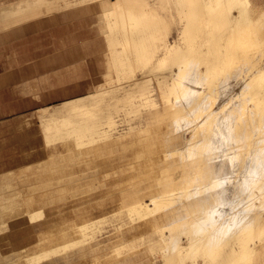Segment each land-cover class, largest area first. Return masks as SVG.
Returning <instances> with one entry per match:
<instances>
[{"label": "rangeland", "instance_id": "rangeland-1", "mask_svg": "<svg viewBox=\"0 0 264 264\" xmlns=\"http://www.w3.org/2000/svg\"><path fill=\"white\" fill-rule=\"evenodd\" d=\"M26 1L0 0V27L38 15L29 13L30 8L26 14L16 10ZM36 3L40 13L59 12L77 26L80 20L90 22L101 54L93 55L94 76L85 92L65 102L55 99V105L38 110L4 112L0 118V264H156L167 250L176 254L179 246L190 252L182 258L191 264L200 245L228 251L236 242L242 249L241 231L249 230L245 236L251 244L260 242V234L255 236L250 228L264 219V126L256 128L247 121L243 128L237 123L238 118H250L242 107L254 106L250 80L264 73V47L256 56L242 54L213 90L214 76L205 60L190 59L177 81L169 78L184 112L167 126L149 114L152 99L161 102V62L157 60L155 68L141 67L132 50L122 61H114L107 15L111 0ZM261 28L264 32V24ZM175 29L172 41L178 36ZM123 67L132 68L137 77L120 78L123 69L118 68ZM143 89L149 92L142 94ZM141 129L145 139L139 135ZM180 132L184 141H179ZM249 135L258 142L251 150L241 142ZM154 140L166 146L165 157L155 158L139 147ZM196 157L203 167H195ZM172 158L182 166L170 169ZM158 177L165 180L166 198L149 205L152 212L133 219L127 205L136 200V189L152 180L158 188ZM172 177L176 179L169 181ZM73 241L79 242L72 245ZM54 248L60 250L38 258ZM204 258L198 256L200 262Z\"/></svg>", "mask_w": 264, "mask_h": 264}, {"label": "bare ground", "instance_id": "bare-ground-1", "mask_svg": "<svg viewBox=\"0 0 264 264\" xmlns=\"http://www.w3.org/2000/svg\"><path fill=\"white\" fill-rule=\"evenodd\" d=\"M111 2L112 7L108 10L107 15L109 16V30H111V32L109 33V38L112 41L111 50L115 57L114 61H122L124 55L129 50H132L139 57V61L141 60V67L152 66V68H155V66L157 65L156 61L159 60L161 62V65L158 66L164 68L163 75L159 78V95L161 97V102L159 103L158 100L152 99L151 103L153 107L149 109V114H155V117L159 118V120H162V122L164 121V124H166L167 126H171L174 117H181V113L184 112L182 99L178 96L176 99L173 97V94H179V91L174 90L171 84H169V82H172V80L169 81V78L173 76L172 78L174 82L177 81V78H179L181 73L184 71L185 64L187 65L189 64V62L191 63L190 59L199 57L201 61L203 59L205 60L203 64L206 63L208 65L207 69L209 74L211 76H214V78H211L210 83V87L213 90V85L217 84L219 78H221V76L223 77L228 70H232L237 66L236 63L240 62L239 60H241L242 54L243 56L244 54L247 56H256L257 54L259 55L261 53V50L264 47V38H259L258 33L252 31L253 28L250 27V25L247 23V19H249V16L247 14L248 8L246 7V5L245 7H242L240 9L241 15L237 19V21H234V16L231 14V12L233 6H235L236 3L238 4L239 2H241V0H228L227 2H225L224 0H111ZM173 29L178 30V36L175 37V39L172 41L170 39V36L173 32ZM255 35L257 36V38H255ZM117 43L120 45H117ZM169 64L170 67L166 68L165 66H169ZM138 67H140V65H138ZM178 68L179 70H177ZM166 69H169V71ZM118 70H122L120 78L137 77L135 71L132 68L123 67L118 68ZM174 71H176L177 75H172ZM252 84L253 86H258L259 89H264V78H254ZM181 88L180 94L181 92H184ZM146 92L149 91H145V89H143L142 94H146ZM196 98L199 99L200 97L198 96ZM212 99L215 100L216 97L212 96ZM252 99L255 103L252 109H244V106L242 107V110H244L245 112H250V118H246V121H244V118H238L237 126H241L244 128L243 125L246 124L247 121H250L251 123L254 122L253 124L264 123V97L261 98L254 96ZM214 100L211 102L212 107L215 103ZM255 111L256 113L252 115V112ZM213 115L214 113H212V115H210L209 117H212ZM206 124L207 122H205V125ZM203 125L204 124H202V126ZM156 126L157 124L154 123L155 128H153L156 129ZM194 126L196 127V125ZM202 126L200 125V127ZM235 128L236 127H234V129ZM212 130L213 129H211V131ZM92 131L94 132V130ZM195 132L197 133V131ZM139 135L143 139L147 137L145 134V130L143 129L139 130ZM207 135L208 134H203L202 136H206L207 140H211L212 138H210V136L212 135V133L210 134V136ZM202 136L201 138H203ZM249 136L250 137L243 139L241 142L242 145H248L250 148L251 143L249 142V140L254 138L255 135ZM196 137L198 138L199 135H196ZM180 138L181 141L185 140V136L181 132L179 134V141ZM191 140L192 139L190 138V140L188 139L185 142L190 143ZM159 142H156V140H154L150 143H146L144 146L140 145L139 147L145 150L146 154L154 155L155 158L159 154L162 155L161 157H165L166 146L160 144ZM223 147L226 148L224 145ZM160 152H162L163 154H161ZM175 152L177 151L174 150L172 153ZM200 154H202V152L199 153V155ZM200 156L203 157L202 155ZM198 158L199 157H196L197 162H195V158L193 159V163L195 162L194 164H196L195 167H203L202 164L204 163L197 164L200 161H198ZM172 160H174V166L172 167L168 165L170 169H176L182 166V163H178L175 158H172ZM216 166V164H211L212 168H215ZM191 167L193 169L192 165ZM191 167L189 168L191 169ZM200 169L199 172L201 173ZM187 171L189 172V170ZM171 179L174 180L176 179V177H172L168 180L170 181ZM157 180V182L160 184L158 188H155L156 185L154 186L152 180L151 182L149 181V186L141 185V187L136 189L140 190L139 194L137 193L135 194V196H132L133 198L136 197V200L127 205L128 214L133 219L142 217L152 212V210L149 209V205L158 201V199L163 200L161 197H164V199L166 198L164 193L165 189L163 188L164 185L162 186V182H164L165 180L162 181V178L159 177ZM168 180L166 182H168ZM177 187H174L172 191L170 189V191L172 193L174 192L173 194H175V191L173 190H175ZM161 200L158 202H161ZM36 216V214H33L32 219H35ZM160 227L162 228V230L165 228V226H163V228L162 225ZM251 228L250 230L255 232V236L256 233L263 234L262 230H264V227H262L260 223H255L254 228L253 225ZM243 230L246 229L243 228ZM248 231L249 230H247L246 232L249 233ZM247 233L241 231V233L238 235V239L239 241H241L242 249L232 252V256L228 264H250L254 260L255 256L259 253L255 247L251 246L250 238L245 236V234ZM248 235L250 236V234ZM77 242L79 241H73L71 244L74 245ZM71 244H66L64 245V247H67ZM59 250L60 248L47 250L44 253L39 254L38 258H46L50 254L56 253ZM173 250H167L165 254L164 264H182L185 260V258H182L183 255H189L190 253H185V249H181L180 246L177 249L176 254H173ZM199 252L201 251L198 250L197 253ZM218 255L219 252L210 253V258L208 259L209 262L218 260Z\"/></svg>", "mask_w": 264, "mask_h": 264}, {"label": "crops", "instance_id": "crops-1", "mask_svg": "<svg viewBox=\"0 0 264 264\" xmlns=\"http://www.w3.org/2000/svg\"><path fill=\"white\" fill-rule=\"evenodd\" d=\"M35 2L38 0H27L26 5H19L16 10L26 14L30 8L29 13L38 15L0 27V118L6 115L4 112L38 110L55 105V99L65 102L85 92L89 80L94 76L93 55L96 57L101 54V45L97 44L96 38L93 39L90 22L80 20L77 26L74 19L66 20L59 12L40 13L42 8L37 3L34 5ZM245 5L249 16L247 23L263 39L261 26L264 24V0H241L236 3L231 12L234 21L240 17V9ZM234 8L239 10L235 11ZM254 78L262 79L264 73L251 78V99L254 96L263 98L264 89L253 86ZM217 85L218 82L213 88ZM212 96L216 97L214 94ZM29 103L33 105L29 106ZM248 108L244 105V109ZM260 126H264V123L257 124L256 128ZM254 138L249 140L251 145L248 150L257 143ZM255 223L264 227V219H257ZM260 237V242L251 244L259 253L250 264H264V242H261L264 241V235L260 234ZM200 247L195 250L191 264H228L232 252L241 250L236 242L228 251L211 250L204 245ZM198 250L201 252L197 253ZM214 252H219V258L209 262L210 253ZM200 254L205 256L202 262L198 260ZM156 264H164V259Z\"/></svg>", "mask_w": 264, "mask_h": 264}]
</instances>
